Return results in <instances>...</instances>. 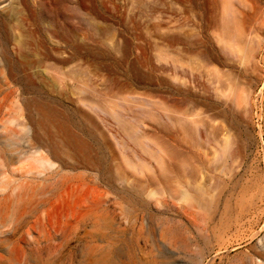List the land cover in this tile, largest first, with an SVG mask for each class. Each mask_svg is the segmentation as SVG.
Segmentation results:
<instances>
[{
  "label": "rangeland",
  "instance_id": "1",
  "mask_svg": "<svg viewBox=\"0 0 264 264\" xmlns=\"http://www.w3.org/2000/svg\"><path fill=\"white\" fill-rule=\"evenodd\" d=\"M18 1L13 2L14 6L21 9ZM214 1L83 0L87 6L94 4L100 16L87 10L89 15L82 18L77 0H58L57 11L45 0H34L30 2L35 8L33 25L25 24L22 15L14 17L12 22L25 29L35 24L43 27L38 31L53 44L43 20H67L86 35L82 43L86 49L68 66L53 60L41 62L38 74L34 69L23 71L17 67L14 79L0 66V255L14 257L16 250L19 253L17 258L0 264H39L34 255L24 256L40 247L35 239L38 230L31 227L37 203H49V195L91 190L108 194L106 203L112 208L114 222L118 225L120 221L123 228L115 235L117 246L125 248L122 241L132 239L131 264H264V0L233 3L239 9L237 21L241 23L247 17L244 39L253 43L261 38L252 56L237 63L230 61L234 68H241L238 78L224 77L233 86L230 106H225L227 118L195 104L197 97L213 102L208 69L215 63L213 53L224 57L214 39L218 31L215 16L219 13ZM13 32L17 33L7 27L9 35ZM30 43L26 45L31 48ZM243 45L239 43L240 48ZM91 48L101 52L100 62L92 61L88 52ZM165 55L177 59L178 67L174 69ZM220 68L225 70L224 65ZM26 79L87 136L93 145L92 154L100 158L101 170L88 166L61 170L58 160L33 140L29 143L34 152H29L24 144L30 127L18 126ZM123 94L131 101L122 100ZM228 120L234 130H229ZM214 129L217 131L212 134ZM233 131L243 150L237 156L236 143H229ZM225 141L228 149L220 158ZM156 143L184 157L186 170L169 167L163 177H158L159 159L150 151L158 147ZM38 159L52 165L48 167ZM170 188L177 191L178 197L201 193V203L192 202L194 217L177 207H172L173 212L160 211L154 205L133 217L122 213L123 202L112 195L123 190L138 196L163 191L169 202L174 200ZM190 201L177 203L184 210ZM54 202L55 206L59 204ZM23 207L28 210L26 214L11 218ZM117 251L121 259L116 257L114 264H127L128 259Z\"/></svg>",
  "mask_w": 264,
  "mask_h": 264
},
{
  "label": "bare ground",
  "instance_id": "2",
  "mask_svg": "<svg viewBox=\"0 0 264 264\" xmlns=\"http://www.w3.org/2000/svg\"><path fill=\"white\" fill-rule=\"evenodd\" d=\"M14 1L15 0H0V66L2 65L6 69L7 74L10 76V78L14 79L18 69H22L23 71L27 69H34L35 71L36 69L41 68L40 67L41 65L43 66V64H40L41 62L42 63L43 62L45 63V61L51 62L49 60H53L55 63L59 65H63V67L68 66V64L71 63V61H73L74 59L80 56L81 51L83 49H86L82 45V43L83 42L85 43L86 41L85 40L86 35L84 36V32L80 29V27L75 28L76 26L75 27L70 26L68 23L69 21L67 20L65 21L63 19L64 21L63 20L58 21L56 19H53V21H49V20L46 21L47 20L46 19L45 20L46 22L43 20V22L46 23L44 24L45 31L49 33L52 39H54V44L48 42L47 39L44 38L45 36L43 37L44 34H41L39 32L43 27L41 28L36 27L35 24V27L33 26L32 29H30L31 26L30 27L27 26L28 28L25 29V27L23 28L19 26L18 24H16V22L13 23L12 21L14 17H16V15H18L19 17L20 15H22L24 17L25 24L33 25L34 16H35V12H34L35 8L33 9L30 3L31 1L33 3L34 0H19L21 3V9L14 6L13 3ZM45 1L51 4L52 7L55 9L56 7H58L57 5L58 0H45ZM234 1H237L238 3L242 4L246 0H215L214 1V3L217 5L219 10V13L215 16L217 20L218 31L215 33L214 39L218 43L220 49L224 52V57L223 59H221L215 53H213L212 57L215 63L213 67L211 66L212 68L211 70L210 68L208 69L209 72L211 71L210 73L212 80L211 83L213 84L212 86L213 102H210L209 99L207 98L198 99V97L197 99H195L196 101L193 100L195 101L196 105H200L203 107L206 106V108H212L215 110V114L217 116H222L224 118H227L226 116L227 110L225 109V106H230L229 105L231 103L230 90H232L233 88V86L231 85L232 82H227L224 77L225 75H230V77L238 78L240 75L239 69L241 68L239 67V69H237L238 66L234 68V65L230 64V61L236 60L237 63L238 60H242L243 58L252 56L255 50V46L260 44L259 38H261L259 36V38H257L256 41H254L253 43H250L244 39V26L245 23H248L246 22L247 20L245 21L247 17L246 18L244 17L245 19L244 21H241V23L237 21L235 14L239 13V9L238 7L234 6L233 4ZM62 6L65 9L68 8L67 6L64 7L63 4ZM76 6H78V8L80 9L79 11H81L82 14L80 15V13L76 12V10L75 12L79 13L80 16L86 15L87 13L85 11L87 10H88L87 12H91L92 15L95 17L100 16L99 11L92 3H90L87 6L86 4H84L83 0H77ZM72 8L74 9V6ZM72 11L74 12V10ZM83 12H85V14ZM242 14L246 16L245 13L242 12ZM83 16L82 18H87ZM40 17L41 16H39V18ZM70 17L73 18L72 16ZM248 21L250 22V20ZM36 23L38 24V22ZM7 27L11 28L12 31H17V33L13 32L14 34L9 35L7 33ZM85 30L86 29H84V31ZM50 36L49 37L47 36V38H50ZM31 41L33 44L30 43ZM241 42L244 43L242 48H240L239 46V43ZM28 43L31 44V48L35 47L38 51L34 52V49L32 50L30 47H27L26 44ZM32 45L34 46L32 47ZM68 49L70 50V52H66ZM88 52H90L89 54L93 58V59L91 58L92 61L95 60L100 62V58L102 57V54L99 50L92 49L90 51L89 49ZM165 56L166 58L168 59L170 58L172 60V61L170 60L171 62H173L171 66L174 69L178 67L177 64L179 61H177V59L173 58L172 56H168V55ZM222 65H224L225 70H221L220 66ZM96 66L98 67L99 65L97 64ZM99 68L100 66L98 67V69ZM222 71L225 74H222ZM39 72L40 70L35 73L38 74ZM44 72L45 71L43 70V73ZM29 83L30 82L26 79V82L22 87L21 104L23 106V111H21V114L23 115H22V119L18 121V126L20 128L25 127L27 124L30 127V131H31L29 134L30 136L26 139L25 141L26 144H24L26 146L27 145L29 146L28 147L29 148L28 150H30L29 152L30 153L34 152L32 151L33 147L29 143L30 141L33 140L39 143L42 148H45L53 159L58 160L60 165L59 169L61 170L77 169L79 167H84V166H88L90 169L101 170L102 167L100 163V158H98L97 155L92 154L93 145L88 141L87 136L78 129L79 127H77L76 124L72 122L69 116L66 115L65 112L62 111V109H60L57 105H55V103L51 101L49 98L40 95V93L38 94L35 91V88H32L33 85L31 83L30 85ZM209 83H210V78H209ZM128 98L129 97L125 98L124 95V97H122V100L126 102ZM129 100L131 101V99ZM108 102L110 103V101ZM115 116L117 117L116 119H119L118 115ZM174 120L179 121L178 119H174ZM227 122L230 128L229 130L231 129L234 130L232 121L228 120ZM216 131L217 129L212 130V134L216 133ZM138 139L141 140V138ZM231 139L232 140L229 143H236L235 154L237 156V154H241L243 150L239 148L240 145H238L237 142V134L234 131L232 133ZM139 142H143V141H139ZM156 144L158 145V147L155 150H150V151H153L156 154L157 158L159 159L158 162L160 165L159 168L160 176L158 177L160 178L163 177V175L168 172L169 167L170 168L173 167L174 169L181 172H184L186 170L187 161L184 157L177 154L168 147L162 148L161 145H159L158 143ZM227 149H228V142L225 141L224 144L222 145L220 158L221 157L223 158L225 156ZM166 159H168L170 163L167 162L166 167H163V164L165 163ZM37 161L42 164H47L48 167L52 165L51 162L46 161L44 159H38ZM128 168H131V166ZM122 173L123 171L119 173L120 176ZM154 179H157V177H155ZM168 180L169 179L167 178V181ZM176 193H177L176 190L170 188V194L172 195L173 199L176 202L174 200H170L171 202L170 201L167 202L163 191L147 192L145 193V195L141 194L138 196L137 194H134L132 191L123 190L119 193L117 192L112 195L114 199L123 202V207L121 208L122 213L124 214L126 213L127 215L132 214L133 217L135 216L138 217L139 215H135L137 212L139 213L144 209H150L152 205L157 206L158 209L160 208V211L161 209L165 211H172L173 210L172 207H177L178 211L182 210L183 213H186L187 215H191L192 217H194L196 211L195 209L192 208V202H195L196 204L201 203V199L198 198L199 196H201V193L198 192L197 193L198 195L183 193L179 197L177 196ZM41 195L39 196L41 197ZM107 196L108 194L104 192L93 191V190L84 191L79 194H76L74 192L71 193L66 192V193H59L56 195H49L48 199H51V201L47 204L42 201L37 203L36 207L34 208V212H33L34 219H33V223L31 224V227L33 228L36 227L38 230L39 237L35 239L39 241L38 245L40 247L36 248L34 251H32V253L29 254L26 253L24 256L27 257L30 254L34 255L32 256L34 257L33 259L39 262V264H114L115 258L119 256L115 254L114 250H117L118 248L123 256L122 258H124V260L127 258L128 259L127 264H131L132 257L130 255L133 254H132V249L129 248V244L130 242L132 243V239L128 237L125 241H122L125 242L124 244L126 249L124 247L119 248L122 247L119 246V244L117 246V240H116L117 237L115 238V235L118 233V229H123V228L120 225V221L117 222L119 223L118 225L115 224L114 222L115 216L112 213V208L109 207V205L106 203ZM73 197H77V198L72 200ZM189 200H191L190 201L191 203H187L188 207H186L187 209L184 210L182 209L181 206L182 204L178 205L179 203H177L179 201L188 202ZM54 201H58L59 204L55 206ZM27 212H28L27 208L23 207L20 210H17L14 213H12L10 216L14 220H16L17 218L23 216ZM128 232L133 235L132 231H128ZM169 232L171 235H174V233L171 232V230ZM14 254L18 256L19 253L16 250ZM17 256L11 257V254H9L8 256L0 255V261L7 262L11 258L14 259L17 258ZM120 259L118 258L119 261Z\"/></svg>",
  "mask_w": 264,
  "mask_h": 264
}]
</instances>
